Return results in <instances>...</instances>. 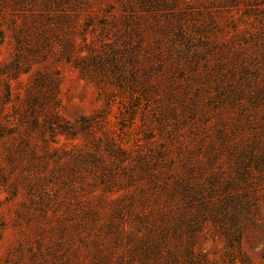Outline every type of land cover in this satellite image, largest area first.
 Instances as JSON below:
<instances>
[{"label": "rangeland", "instance_id": "1", "mask_svg": "<svg viewBox=\"0 0 264 264\" xmlns=\"http://www.w3.org/2000/svg\"><path fill=\"white\" fill-rule=\"evenodd\" d=\"M0 264H264V0H0Z\"/></svg>", "mask_w": 264, "mask_h": 264}, {"label": "trees", "instance_id": "2", "mask_svg": "<svg viewBox=\"0 0 264 264\" xmlns=\"http://www.w3.org/2000/svg\"><path fill=\"white\" fill-rule=\"evenodd\" d=\"M84 120V119H83Z\"/></svg>", "mask_w": 264, "mask_h": 264}]
</instances>
